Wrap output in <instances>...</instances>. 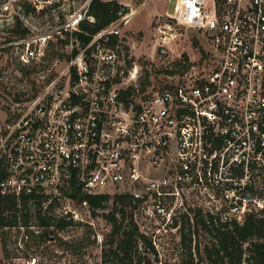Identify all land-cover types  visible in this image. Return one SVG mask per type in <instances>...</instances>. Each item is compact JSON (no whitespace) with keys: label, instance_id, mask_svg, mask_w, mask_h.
<instances>
[{"label":"built area","instance_id":"2783aa9c","mask_svg":"<svg viewBox=\"0 0 264 264\" xmlns=\"http://www.w3.org/2000/svg\"><path fill=\"white\" fill-rule=\"evenodd\" d=\"M93 1L0 0V52L28 67L64 55L0 124V194L67 200V215L78 190L128 194L154 233L261 215L264 0H174L154 22L167 81L149 91L123 45L136 10L90 33Z\"/></svg>","mask_w":264,"mask_h":264},{"label":"rangeland","instance_id":"374dc122","mask_svg":"<svg viewBox=\"0 0 264 264\" xmlns=\"http://www.w3.org/2000/svg\"><path fill=\"white\" fill-rule=\"evenodd\" d=\"M173 3L174 0H124L121 3L129 13L136 10L123 25L122 38L128 50V69L137 66L136 78L129 82L136 84L141 91L157 90L167 81L165 75L169 70L156 53L154 22L167 8L172 9ZM63 57L61 47L53 45L44 62L28 67L21 65L14 53L0 52V124L11 118L13 107L33 95L37 81L44 79L43 76L48 73L46 66L60 63ZM168 67L172 68L173 63ZM126 74L129 75V71ZM52 203L54 207L51 213L56 218L68 216L73 219V224L64 229L53 226L46 229L38 225L25 229L0 227V241L5 242L8 253L7 264H28L29 261L32 264H102V250L112 238V225L106 215L115 209L114 201L109 200L103 209L96 210L94 214L89 205L85 206L75 199L71 202V208L76 212H69L68 215L64 212L67 200ZM127 210L134 213L133 219L140 228L148 224L142 205L133 211L128 205ZM181 219L187 227L188 218ZM129 220L130 216L125 224ZM36 221L33 220L32 224ZM199 221L195 219L192 229L181 227L177 231L159 233L149 229L144 231L150 240L153 235L158 239V246L154 245L157 254H148L154 259V264H186L191 258L196 263L207 264L210 259L203 248L205 245L212 246L216 240L210 233L201 230ZM45 230L51 236L41 241L38 235ZM197 246L201 248V254L197 253Z\"/></svg>","mask_w":264,"mask_h":264},{"label":"trees","instance_id":"16d2710c","mask_svg":"<svg viewBox=\"0 0 264 264\" xmlns=\"http://www.w3.org/2000/svg\"><path fill=\"white\" fill-rule=\"evenodd\" d=\"M95 17V22L85 23L84 28L95 33L111 22L119 18L120 12L126 13V8L117 0H94L90 10ZM73 197L81 203L87 201L95 213L103 209L105 203L113 200L115 209L110 211L106 218L112 225L111 240L102 250V264H154V259L148 254H157L152 241L139 228L134 221V213H129L127 206L132 211L141 205L142 200H134L128 194H88L78 190ZM47 199L39 198L30 203L28 197L16 198L13 195L0 194V227L29 228L38 225L42 228L55 227L64 229L73 224V219L68 216L56 218L52 212L53 203L45 208L43 202ZM118 206H121L118 208ZM130 220L125 224V220ZM201 222V230L212 236V246L205 245L203 252L209 257L207 264H264V212L250 214L243 224L237 222L222 223L215 221L214 217L196 215ZM33 220H37L32 224ZM192 229L191 224L187 225ZM186 223L183 228H187ZM50 234L47 230L38 235L41 241L48 240ZM5 258H8L5 242H1ZM197 253L201 254V248L197 246ZM193 255V254H191ZM186 264H202L191 258Z\"/></svg>","mask_w":264,"mask_h":264},{"label":"crops","instance_id":"0c3cea01","mask_svg":"<svg viewBox=\"0 0 264 264\" xmlns=\"http://www.w3.org/2000/svg\"><path fill=\"white\" fill-rule=\"evenodd\" d=\"M108 1V0H105ZM121 3H124V0H118ZM0 264H7V259L5 258V254L3 251L2 243L0 241Z\"/></svg>","mask_w":264,"mask_h":264}]
</instances>
